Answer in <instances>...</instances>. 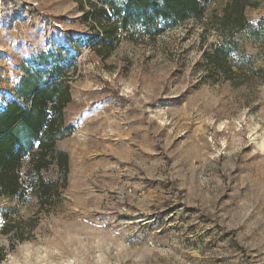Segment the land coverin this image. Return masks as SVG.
<instances>
[{
  "label": "rangeland",
  "instance_id": "obj_1",
  "mask_svg": "<svg viewBox=\"0 0 264 264\" xmlns=\"http://www.w3.org/2000/svg\"><path fill=\"white\" fill-rule=\"evenodd\" d=\"M41 1L0 0V106L30 58L69 50L75 32L65 75L88 121L58 198L0 197V264H264V37L229 35L215 18L230 0H212L202 19L130 26L93 50L78 42L97 24ZM220 46L223 69L206 57Z\"/></svg>",
  "mask_w": 264,
  "mask_h": 264
},
{
  "label": "trees",
  "instance_id": "obj_2",
  "mask_svg": "<svg viewBox=\"0 0 264 264\" xmlns=\"http://www.w3.org/2000/svg\"><path fill=\"white\" fill-rule=\"evenodd\" d=\"M211 1L75 0L83 13L82 20L100 27V34L78 44L93 50L110 49L118 34L130 26H140L149 35L157 34L187 19H202ZM256 6V0H230L215 20L229 35L248 33L264 37V17L251 23L244 15L247 7ZM157 23L162 24L158 30ZM229 54L230 48L220 46L206 57L209 64L223 69ZM28 64L33 71H25L15 97L0 106V197L23 199L30 191L45 207L59 197V187L65 188L67 182L68 157L56 149L55 143L74 131L73 125L65 124L63 110L71 101L65 72L74 68L75 56L58 47L48 53L40 52ZM55 166L57 179L44 178L43 172ZM23 167L26 169L22 175Z\"/></svg>",
  "mask_w": 264,
  "mask_h": 264
},
{
  "label": "crops",
  "instance_id": "obj_3",
  "mask_svg": "<svg viewBox=\"0 0 264 264\" xmlns=\"http://www.w3.org/2000/svg\"><path fill=\"white\" fill-rule=\"evenodd\" d=\"M65 4L62 5L61 7H56L55 5L52 4L51 0H43L41 1V5L45 8H47L48 12L53 13L56 17L57 20L59 21H66L69 20L71 17V19H74L75 21V9L76 11H78L77 13L83 14L82 11L79 9L78 4L75 2V0H64ZM76 6V8H75ZM73 11V13H71ZM71 16V17H69ZM67 27V26H66ZM72 42H74V46H75V32L72 33ZM48 51H51V48L48 47L46 48V50H40V52H44V53H48ZM69 87H70V96H71V101L67 104V106L65 107V109L63 110V118L65 121L66 125H73L74 126V131L71 133V135L69 137L63 138L61 140H57L55 143V147L57 150L63 151L67 154L68 157V173L70 170V167L74 166L75 164V132H79L81 131V128H83L86 124V122L88 121L87 119L85 120L86 115H76L75 114V80L73 79V81H69L68 82ZM79 116V117H78ZM78 119L77 121H79V124L76 128L75 126V120ZM78 123V122H77ZM77 129V131H76ZM83 139H86V137H82ZM36 144L33 147V149L36 148ZM56 167V166H55ZM26 167H23V169L21 170V174L23 175L24 171H25ZM53 171H55V179H57V167L51 169ZM68 177V174H67ZM23 178L25 179V177L23 176ZM54 179V180H55Z\"/></svg>",
  "mask_w": 264,
  "mask_h": 264
},
{
  "label": "bare ground",
  "instance_id": "obj_4",
  "mask_svg": "<svg viewBox=\"0 0 264 264\" xmlns=\"http://www.w3.org/2000/svg\"><path fill=\"white\" fill-rule=\"evenodd\" d=\"M263 143H264V141H262V143H261V145H260V147H259L260 150H263V149H264V144H263ZM252 144H253V143H252ZM68 262H69V261H68ZM69 264H71V263H69Z\"/></svg>",
  "mask_w": 264,
  "mask_h": 264
},
{
  "label": "built area",
  "instance_id": "obj_5",
  "mask_svg": "<svg viewBox=\"0 0 264 264\" xmlns=\"http://www.w3.org/2000/svg\"><path fill=\"white\" fill-rule=\"evenodd\" d=\"M69 50L71 51V53L75 56V49L73 47H69Z\"/></svg>",
  "mask_w": 264,
  "mask_h": 264
}]
</instances>
